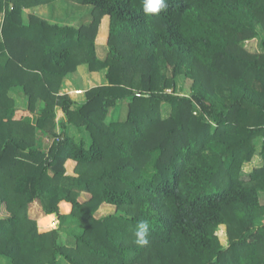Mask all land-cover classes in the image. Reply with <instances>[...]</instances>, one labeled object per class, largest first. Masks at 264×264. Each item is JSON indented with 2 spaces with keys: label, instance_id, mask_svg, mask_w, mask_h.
<instances>
[{
  "label": "trees",
  "instance_id": "1",
  "mask_svg": "<svg viewBox=\"0 0 264 264\" xmlns=\"http://www.w3.org/2000/svg\"><path fill=\"white\" fill-rule=\"evenodd\" d=\"M165 2L153 14L144 0H0L4 264H264V0ZM41 5L58 20L90 6L91 20L51 23ZM83 65L106 83L62 92ZM179 77L189 95L175 92ZM104 205L115 210L98 216Z\"/></svg>",
  "mask_w": 264,
  "mask_h": 264
},
{
  "label": "rangeland",
  "instance_id": "2",
  "mask_svg": "<svg viewBox=\"0 0 264 264\" xmlns=\"http://www.w3.org/2000/svg\"><path fill=\"white\" fill-rule=\"evenodd\" d=\"M60 4L63 5L64 2H62ZM81 7L83 9L87 8L86 12H84V13L82 12L81 14L77 15V20L74 23L71 21L63 20V19H60V20L54 19V20H50V22L51 23L58 22L62 25L63 24L64 25L71 24L74 26H78L80 24L90 22V20H91L90 8L91 7L90 6H81ZM2 18H3L2 14H0V22H1ZM96 42H97V49L99 50V53L101 55H105L107 52V48L105 47V43L99 42L97 40V38H96ZM243 46H244V48H247L249 51H251L253 53L261 50V45H260L259 39H253V40H250L248 42H245V43H243ZM79 73H80V75L78 73H76L74 78H73V83H74L73 85L74 86H81L82 88H88V87H92L94 84L98 83V80H97L98 74H95V75L87 74L88 73L87 66H82L79 69ZM170 75H171V68L168 67L165 71V76L170 77ZM73 89L74 88L70 89L69 92H71ZM173 90L174 89H172V88H168V89H166V92H168V93L173 92ZM175 92L178 94H181V95L182 94L183 95H189L190 94V81L183 79V77H179L176 81ZM13 93H16V94H13ZM13 93H10L11 94L10 96L15 100V106L19 107V108L24 107L25 103H24V100L21 98V95L20 94L17 95V92H13ZM143 104L144 105H141V107L147 106V103L145 104V102H143ZM160 110L162 112V116H164V117L169 112L168 107H166L165 105H161ZM114 114H115V117H117L119 120L124 119L125 116L127 115L126 104L125 103L123 104V102H119V105L117 106V110L114 111ZM61 117L65 118L64 114L60 111V109H57L56 110V117H55L56 120H58ZM38 135L42 138V140H40L37 143L38 146H46L47 144L51 143V137H47L46 135H41V134H38ZM261 163H262V158L259 155V151H257L253 160L251 162L245 163L243 165V176H244V178L246 179L247 174L249 172H251L252 169L259 166ZM86 198H87V196L85 194H81V200H85ZM106 206H109V207H106ZM110 206L111 205H104V206L100 207L97 215L102 216V215L110 213L111 211H114L115 208L113 206H111V207ZM28 213H29L31 218L35 219L38 222V228H39V230H41L40 229V226H41L40 221L46 216L42 212L40 205L36 202L30 203L29 207H28ZM47 225H50L49 226L50 228H52L54 226L52 219H50V221ZM48 229L49 228H47L45 230H48ZM226 234H227V232L225 229L222 231V234H221V242L224 246L228 245V237Z\"/></svg>",
  "mask_w": 264,
  "mask_h": 264
},
{
  "label": "crops",
  "instance_id": "3",
  "mask_svg": "<svg viewBox=\"0 0 264 264\" xmlns=\"http://www.w3.org/2000/svg\"><path fill=\"white\" fill-rule=\"evenodd\" d=\"M74 8V7H73ZM33 11H35L37 14H39L41 17H45V18H48L49 20H54V17H53V14L55 15L56 14V12L55 11H51L50 9H49V7L47 6V5H41V6H39L38 8H36V9H34ZM74 11H75V15L72 17V15L71 16H64L63 18V20H67V21H71V22H75L76 20H77V15H79L82 11L78 8V7H75V9H74ZM28 12H30V10H25V13L27 14ZM52 13V14H51ZM50 14H51V16H50ZM68 14V13H67ZM71 14V13H70ZM107 19V23L109 24V16L108 15H105L103 18H102V20H101V23H100V26H99V29H98V34H99V32H100V29H101V25H102V21H103V19ZM97 34V35H98ZM107 35H108V31H107ZM97 38V37H96ZM107 41V40H106ZM95 42H96V40H95ZM105 43V45H106V42H104ZM96 45H97V42H96ZM83 66H85V65H83ZM82 67V66H81ZM80 67V68H81ZM79 68V69H80ZM104 70L103 71H101L99 74H98V76H97V80H98V82H100V83H106V79H105V74H104ZM87 74H90V75H92V73H90L89 71H88V73ZM82 75V74H81ZM72 88H74L71 92H76L77 94H78V96L79 97H82V95H83V93H84V91L83 90H81V89H79V87H75L74 85H73V82L72 81H70V80H67L66 81V83H65V87H63V89L61 90L62 92H66V93H69V91H70V89H72ZM89 88V87H88Z\"/></svg>",
  "mask_w": 264,
  "mask_h": 264
},
{
  "label": "clouds",
  "instance_id": "4",
  "mask_svg": "<svg viewBox=\"0 0 264 264\" xmlns=\"http://www.w3.org/2000/svg\"><path fill=\"white\" fill-rule=\"evenodd\" d=\"M167 8L165 0H144V12L145 13H159L161 10ZM108 38V35H107ZM149 222L147 220H140L137 222L135 231H134V243L140 246L148 244V235H149ZM0 264H4L3 261H0Z\"/></svg>",
  "mask_w": 264,
  "mask_h": 264
}]
</instances>
